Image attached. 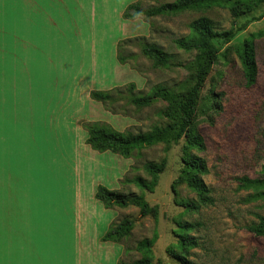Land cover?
Segmentation results:
<instances>
[{
	"label": "rangeland",
	"instance_id": "1",
	"mask_svg": "<svg viewBox=\"0 0 264 264\" xmlns=\"http://www.w3.org/2000/svg\"><path fill=\"white\" fill-rule=\"evenodd\" d=\"M9 1H0L5 31L0 41L9 46L6 60L18 64L19 70L23 61L29 74L24 87L18 80L13 96L12 87L10 110H23L13 114L28 122L29 144L43 147L45 153L27 169L51 170L53 145V160L58 156L62 172H71L72 180L76 173L79 223L87 222L90 233L107 232L113 212L105 207L117 211L118 222L111 229L123 220L132 221V230L118 242L124 248L122 264H264V237L248 231L264 215V198H257L264 194V2L236 20L229 6L237 0L175 17L125 13L130 5L139 4L145 11L176 0H29L23 6ZM68 13V27H61L60 16ZM199 18L209 19L217 31L248 25L230 43L215 42L221 54L196 111L206 149L193 151L207 163L203 179L213 204L194 209L189 206L195 204L196 194L186 184L175 185L183 168L184 139L178 145L159 144L128 154L94 149L87 139L92 126L136 135L168 123L166 102L155 100L139 108L131 100L158 88L181 96L188 91L196 52L177 48L175 41L191 38L189 25ZM252 37L259 73L249 88L236 47ZM144 44L163 49L169 66L155 67L143 54ZM96 91L114 99L97 102L91 97ZM147 164L164 166L156 183ZM243 178L263 184L244 183ZM99 187L127 197L130 205L97 201ZM138 199L148 205L146 216L133 204ZM179 234L195 243L182 260L169 254L179 250ZM103 260L97 264H111ZM79 264L91 261L80 255Z\"/></svg>",
	"mask_w": 264,
	"mask_h": 264
},
{
	"label": "crops",
	"instance_id": "2",
	"mask_svg": "<svg viewBox=\"0 0 264 264\" xmlns=\"http://www.w3.org/2000/svg\"><path fill=\"white\" fill-rule=\"evenodd\" d=\"M28 1L18 0L22 6ZM68 19L69 13L60 16L61 27H68ZM4 33L0 23V34ZM7 49L9 46L0 41V264H79L80 255L91 264L102 257L105 262L119 264L124 248L120 243L104 241L105 234L118 222L117 211L104 206L107 213L113 212L106 222L107 232L90 233L87 222L79 223L76 173L72 180L71 172H62L58 156L53 160V145L51 170L27 169L42 153L45 158V153L43 147L29 144L28 122L23 123L21 118L18 121L13 114L23 110H10L12 87L13 96L18 80L24 87L29 74L23 61L19 70L18 64L6 60ZM20 95L23 99L24 92Z\"/></svg>",
	"mask_w": 264,
	"mask_h": 264
},
{
	"label": "trees",
	"instance_id": "3",
	"mask_svg": "<svg viewBox=\"0 0 264 264\" xmlns=\"http://www.w3.org/2000/svg\"><path fill=\"white\" fill-rule=\"evenodd\" d=\"M263 2L264 0H237L229 6V11L232 17L238 20L242 16L253 12ZM215 7H224L223 0H176L173 3L161 4L145 11L141 10L139 4L130 5L125 16H129V11L134 10L135 14L146 13L150 17H175L185 12ZM247 25L245 23L239 27L232 26L226 31H217L207 18H199L191 22L189 28L193 36L188 39H178L175 41V45L186 52H196V57L192 64V86L183 96L171 90L158 88L150 96L132 98L131 100L132 104L139 108L149 107L155 100L166 102L167 107L164 117L168 123L165 126H156L146 133L136 135H127L92 126L88 128L87 144L100 151H121L123 154H128L131 150L150 148L159 144H164L168 147L178 145L184 139L183 168L175 185L186 184L196 194L195 204H191L189 207L197 209L201 206L213 204L210 190L203 179L208 174L207 163L204 159L193 154L194 150L204 151L206 149L205 141L198 132L196 111L206 79L221 54L220 47L215 42L230 43L237 33L247 28ZM253 39L254 37L246 40L242 46L236 47V54L243 69L244 80L249 88L256 84L259 73ZM142 51L145 56L154 62L155 67L169 66L168 55L159 46L144 44ZM91 97L101 103H107L114 99L111 94L101 91L92 92ZM163 169V165H146V171L152 176L153 183H156L157 177ZM241 181L244 183L263 184V181H250L249 178H243ZM95 197L105 205L115 204L120 207H127L131 201L127 197L109 191L105 187H99ZM257 198H264V194L257 195ZM138 200L140 202H134L133 204L141 207V215L146 216L148 205L142 203L141 199ZM132 228V221L123 220L105 234L104 241L118 243L130 233ZM188 228L189 226H181V229ZM248 231L256 237H264V215L259 218L258 224L248 228ZM178 238L179 250H171L169 254L176 259L180 258L182 260L187 248L195 243H191L189 237H185L182 234H179ZM119 264L122 263L120 262ZM185 264L192 263L186 262Z\"/></svg>",
	"mask_w": 264,
	"mask_h": 264
}]
</instances>
